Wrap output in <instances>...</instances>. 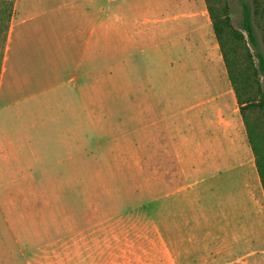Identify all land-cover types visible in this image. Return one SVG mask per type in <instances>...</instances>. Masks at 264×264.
<instances>
[{
    "label": "crops",
    "instance_id": "0c3cea01",
    "mask_svg": "<svg viewBox=\"0 0 264 264\" xmlns=\"http://www.w3.org/2000/svg\"><path fill=\"white\" fill-rule=\"evenodd\" d=\"M37 3L40 60L0 69V264L66 238L99 60L113 80L122 60L124 85L131 60H174V264H264V190L205 1Z\"/></svg>",
    "mask_w": 264,
    "mask_h": 264
},
{
    "label": "rangeland",
    "instance_id": "374dc122",
    "mask_svg": "<svg viewBox=\"0 0 264 264\" xmlns=\"http://www.w3.org/2000/svg\"><path fill=\"white\" fill-rule=\"evenodd\" d=\"M14 2L0 0V69L3 60H40L37 0H21V15ZM242 2L251 0L229 6L233 27L245 34ZM121 61L114 80L99 60L97 77L84 81L95 96L84 94L81 178L67 177L66 201L80 208L67 210L66 238L20 241L18 264H174V60H131L125 85Z\"/></svg>",
    "mask_w": 264,
    "mask_h": 264
},
{
    "label": "trees",
    "instance_id": "16d2710c",
    "mask_svg": "<svg viewBox=\"0 0 264 264\" xmlns=\"http://www.w3.org/2000/svg\"><path fill=\"white\" fill-rule=\"evenodd\" d=\"M204 1L264 190V55L257 51L255 28V25L259 27L264 37V0L242 2V29L246 36L233 27L229 0ZM251 48L256 52L253 53Z\"/></svg>",
    "mask_w": 264,
    "mask_h": 264
}]
</instances>
